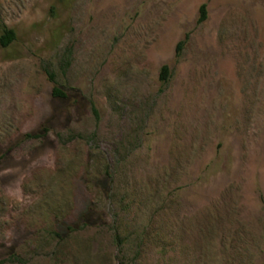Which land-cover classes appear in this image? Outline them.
Wrapping results in <instances>:
<instances>
[{
  "label": "rangeland",
  "instance_id": "1",
  "mask_svg": "<svg viewBox=\"0 0 264 264\" xmlns=\"http://www.w3.org/2000/svg\"><path fill=\"white\" fill-rule=\"evenodd\" d=\"M0 15V264H264V0Z\"/></svg>",
  "mask_w": 264,
  "mask_h": 264
},
{
  "label": "trees",
  "instance_id": "2",
  "mask_svg": "<svg viewBox=\"0 0 264 264\" xmlns=\"http://www.w3.org/2000/svg\"><path fill=\"white\" fill-rule=\"evenodd\" d=\"M207 13H208L207 4L204 3L201 6V14L199 18L200 22H203L204 20H206ZM16 39H17L16 30L12 27H9L6 23H4L0 15V46L3 48H8L16 41ZM183 43L184 41L179 42L178 47H177V55L180 54V50L182 48ZM49 74H50V79L52 81H56L55 74L52 72H49ZM161 78L162 80H165V81L168 80L169 78V68L167 65L163 66ZM53 95L56 97L66 98L68 96V93L62 87L55 85L53 88ZM46 131H48V129H46ZM42 135H43L42 133H28L26 134V137L27 138H39V137H42ZM68 229L69 231H75L76 227L74 225H71L68 227ZM52 234L54 235V238H58L61 241L65 240L66 238V236L60 231H54ZM3 261L22 264L26 262V258H24V256H22L20 253L15 251V252H12L8 256V258Z\"/></svg>",
  "mask_w": 264,
  "mask_h": 264
}]
</instances>
